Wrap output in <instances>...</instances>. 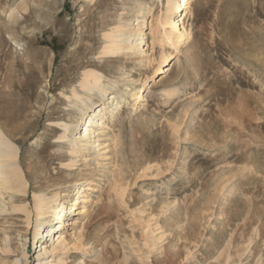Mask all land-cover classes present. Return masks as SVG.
I'll return each mask as SVG.
<instances>
[{"label": "rangeland", "instance_id": "1", "mask_svg": "<svg viewBox=\"0 0 264 264\" xmlns=\"http://www.w3.org/2000/svg\"><path fill=\"white\" fill-rule=\"evenodd\" d=\"M166 4L0 0V125L28 183L0 191V264H264V0H193L175 46ZM122 24L146 34L145 54L111 61ZM89 72L109 88L93 96L105 133L74 155ZM79 183L80 213L37 239L36 196L67 209Z\"/></svg>", "mask_w": 264, "mask_h": 264}, {"label": "bare ground", "instance_id": "2", "mask_svg": "<svg viewBox=\"0 0 264 264\" xmlns=\"http://www.w3.org/2000/svg\"><path fill=\"white\" fill-rule=\"evenodd\" d=\"M192 2L193 0H167L166 9L162 19L163 27L165 29L168 28V31L167 29L165 30V36L163 38L165 43L175 46L188 40L189 37L185 29V22L189 16L188 9ZM107 39L108 44L106 45L107 47L105 48V53L103 55L107 56V58H111V61H115L120 55L125 53H137L139 55L145 54L144 48L146 44V34L143 33L141 29L131 30L129 29L128 24H122L116 28L113 33L109 34ZM167 61L168 59H165L162 64L167 63ZM158 70L160 71V74H165L169 71V69L166 70L161 67ZM86 76L87 78L81 84L82 90L84 91L82 93L83 95L79 96L81 93L75 94V92L74 98H78V103H76V110L78 113L83 115L85 111H89L91 116L88 115L85 119V122L80 129L81 133H78L77 135L73 134L75 135V139H73L69 146L72 150L70 152L74 155L83 152L87 148L94 147L97 144L98 141H96V138H99V134L105 133V124H103L102 121L106 117V111L109 109L106 103H104L102 109H95L94 106L96 104L93 99L95 92L98 93L97 95L100 99H106L109 92L108 85L104 84V80L101 76L94 73L89 72ZM118 85L119 84L115 83L113 86L118 87ZM124 87V89H118L119 95L117 98H112L110 102L111 104L114 105V102L117 101L113 108H120L121 103H123L122 101L130 94L128 88H126V86ZM141 95L143 96V90L139 89L137 92L133 93L131 97L138 101L141 99ZM77 123L78 121L71 123L70 125H64L65 134L62 136V139H67V143L70 141L69 134L73 133L75 127L77 128ZM8 134L9 133L4 132L0 125V191L3 189L13 191L15 189L13 187L14 183L16 184L17 180H21L20 186L24 187V190L21 191V193L27 196L28 183L19 166L20 148L12 141V135ZM98 146L100 145L98 144ZM82 185L83 183L77 184V189L75 190L76 194L70 197L71 201H68L69 206H67V209L64 207L65 203L61 202L60 195L56 194L48 199L36 196L35 210L38 219L35 237L37 239L40 237H49L56 228L60 230L66 229L64 228L65 225L70 224L69 222L74 220V217L80 213L82 204L85 202V198H87L81 190ZM79 186L81 187L78 188ZM92 190V187L88 188V191ZM55 223L58 227L54 226ZM53 227L55 229H53ZM46 231H48L47 234ZM57 236V240L55 239L56 236H54L53 241H55L54 244L59 245L64 241V237L63 234H60V236L57 234ZM47 254V249H42L41 256Z\"/></svg>", "mask_w": 264, "mask_h": 264}]
</instances>
